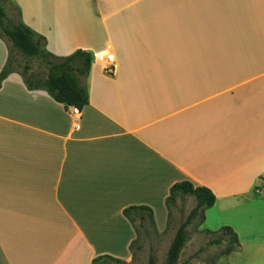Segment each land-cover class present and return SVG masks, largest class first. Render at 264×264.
I'll return each instance as SVG.
<instances>
[{
    "label": "crops",
    "instance_id": "obj_1",
    "mask_svg": "<svg viewBox=\"0 0 264 264\" xmlns=\"http://www.w3.org/2000/svg\"><path fill=\"white\" fill-rule=\"evenodd\" d=\"M10 3L48 52L113 54L115 73L93 57L82 110L21 71L3 81L0 264H93L111 257L94 240L136 239L125 209L155 215L190 181L216 195L206 223L264 172V86H249L264 80V0H86L83 42L50 38L59 23ZM8 57L0 37V74Z\"/></svg>",
    "mask_w": 264,
    "mask_h": 264
},
{
    "label": "rangeland",
    "instance_id": "obj_2",
    "mask_svg": "<svg viewBox=\"0 0 264 264\" xmlns=\"http://www.w3.org/2000/svg\"><path fill=\"white\" fill-rule=\"evenodd\" d=\"M84 1L86 0H26V5L37 16L40 17L43 14L45 20L60 24H58L59 30L48 34L50 38L63 42L65 40L70 42L72 39L83 42L85 38L81 36L77 25L82 24L85 19L84 15L80 14ZM8 2L9 7L5 10L8 12L9 19L19 23L18 9L10 3V0ZM41 2H43L42 9L46 6L45 10H40L38 5ZM22 24L28 27L26 23ZM44 25L47 23L42 19L38 21L40 28L45 27ZM45 37L43 36L46 40ZM26 63V60L18 54L15 60V71H22ZM31 66L33 70L41 74L46 72L45 67L39 62H33ZM86 85L88 87V82ZM249 86L263 87L264 80ZM260 113L258 107L257 121L264 122V118L259 116ZM252 184L242 198L233 203L222 201L216 210L209 211L205 224L201 225L200 220H196L186 228L188 241L182 250L178 264H264V172L258 174ZM252 189L253 191L250 192ZM195 206V198L187 196L182 200L178 199L170 210L155 208L154 222L147 220L144 226L139 220L132 222L137 237L129 248L124 244L126 239L94 240L99 250L105 251L106 255H111L110 259H105L98 264H149L150 258L154 259L155 264H165L177 231ZM224 226L232 227L240 240L239 249L230 255H225V250L229 248L228 237H224L220 244H210L218 238L210 232H217Z\"/></svg>",
    "mask_w": 264,
    "mask_h": 264
},
{
    "label": "trees",
    "instance_id": "obj_3",
    "mask_svg": "<svg viewBox=\"0 0 264 264\" xmlns=\"http://www.w3.org/2000/svg\"><path fill=\"white\" fill-rule=\"evenodd\" d=\"M0 37L9 45V57L0 74V88L3 81L15 71V60L19 54L27 62L21 73L30 90H45L55 102L67 107L82 110L88 105L89 92L86 83L93 64V56L89 52L77 50L66 57L54 56L46 49L43 37H37L30 28L22 23H14L9 19L1 4ZM33 62L42 64L46 72L41 74L39 71L33 70L31 66ZM187 196L195 198L196 206L177 231L165 264H178L182 250L188 241L186 228L196 220H200L203 225L206 221V211L213 208L217 201L216 195L210 189L196 187L192 182L184 181L171 188L170 196L166 200L168 210L175 206L178 199L182 200ZM123 213L131 222L139 220L142 226L146 224L147 220L154 222L153 210L147 206L129 207ZM210 233L218 237L210 243L211 245L220 244L224 237H228L229 248L225 250V255H230L239 249V236L232 227L224 226L219 231ZM110 258L109 256L100 257L94 260L93 264ZM149 264H155L153 258H150Z\"/></svg>",
    "mask_w": 264,
    "mask_h": 264
},
{
    "label": "built area",
    "instance_id": "obj_4",
    "mask_svg": "<svg viewBox=\"0 0 264 264\" xmlns=\"http://www.w3.org/2000/svg\"><path fill=\"white\" fill-rule=\"evenodd\" d=\"M94 59L98 60L99 62L105 61L107 65L104 67V71L107 75H113L115 73V58L113 54L109 53H97L94 54ZM75 113L78 114L79 111L75 109Z\"/></svg>",
    "mask_w": 264,
    "mask_h": 264
}]
</instances>
